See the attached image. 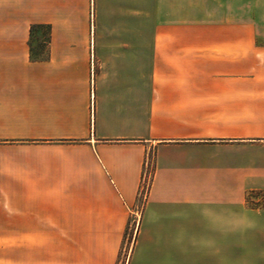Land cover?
<instances>
[{
	"label": "crops",
	"instance_id": "1",
	"mask_svg": "<svg viewBox=\"0 0 264 264\" xmlns=\"http://www.w3.org/2000/svg\"><path fill=\"white\" fill-rule=\"evenodd\" d=\"M130 236L127 264H264V0H0V264Z\"/></svg>",
	"mask_w": 264,
	"mask_h": 264
},
{
	"label": "rangeland",
	"instance_id": "2",
	"mask_svg": "<svg viewBox=\"0 0 264 264\" xmlns=\"http://www.w3.org/2000/svg\"><path fill=\"white\" fill-rule=\"evenodd\" d=\"M152 158L149 157L148 159V164H147V171H146V182L148 181L150 172L152 170ZM145 187L143 188V193L145 192ZM132 233V232H131ZM131 242H132V237H125L123 239V247L122 250L120 252L119 258H118V262L116 264H127V256H128V252L131 246ZM0 245L1 246H7L8 245V239H0Z\"/></svg>",
	"mask_w": 264,
	"mask_h": 264
},
{
	"label": "trees",
	"instance_id": "3",
	"mask_svg": "<svg viewBox=\"0 0 264 264\" xmlns=\"http://www.w3.org/2000/svg\"><path fill=\"white\" fill-rule=\"evenodd\" d=\"M31 30L33 31V27L31 28Z\"/></svg>",
	"mask_w": 264,
	"mask_h": 264
}]
</instances>
